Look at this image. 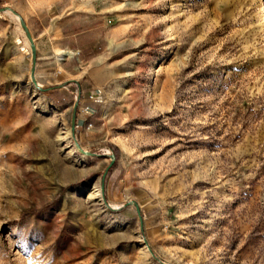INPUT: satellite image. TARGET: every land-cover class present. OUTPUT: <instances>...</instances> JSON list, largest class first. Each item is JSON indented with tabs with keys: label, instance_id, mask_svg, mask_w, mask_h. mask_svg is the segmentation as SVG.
I'll list each match as a JSON object with an SVG mask.
<instances>
[{
	"label": "rangeland",
	"instance_id": "obj_1",
	"mask_svg": "<svg viewBox=\"0 0 264 264\" xmlns=\"http://www.w3.org/2000/svg\"><path fill=\"white\" fill-rule=\"evenodd\" d=\"M0 264H264V0H0Z\"/></svg>",
	"mask_w": 264,
	"mask_h": 264
},
{
	"label": "water",
	"instance_id": "obj_2",
	"mask_svg": "<svg viewBox=\"0 0 264 264\" xmlns=\"http://www.w3.org/2000/svg\"><path fill=\"white\" fill-rule=\"evenodd\" d=\"M23 29L25 30L26 34H27V38L29 40L30 43V48H31V53H32V57H33V64H35V58H36V46L34 44V40L27 28V26L25 25V23H23ZM34 66V65H33ZM34 71V69H32V72ZM34 76V74H33ZM35 82V80H33ZM81 123V122H80ZM72 129H74V125H72ZM137 211L139 212V208L138 205L135 204Z\"/></svg>",
	"mask_w": 264,
	"mask_h": 264
},
{
	"label": "crops",
	"instance_id": "obj_3",
	"mask_svg": "<svg viewBox=\"0 0 264 264\" xmlns=\"http://www.w3.org/2000/svg\"><path fill=\"white\" fill-rule=\"evenodd\" d=\"M61 67H62L63 72H65L67 74H68L67 71H69V70L71 71V70H74L75 69V66H70L69 63H68V61H65L64 63H62L61 64ZM60 85H62V84H60ZM60 85H58V86H60Z\"/></svg>",
	"mask_w": 264,
	"mask_h": 264
},
{
	"label": "bare ground",
	"instance_id": "obj_4",
	"mask_svg": "<svg viewBox=\"0 0 264 264\" xmlns=\"http://www.w3.org/2000/svg\"><path fill=\"white\" fill-rule=\"evenodd\" d=\"M71 54V51H69V50H63V51H61L60 53H59V55H60V57H57L58 58V60H62L65 56H68V55H70ZM96 192V191H95ZM92 193V192H91ZM99 193V192H98ZM93 195H95V194H93ZM97 195V194H96ZM99 195V194H98Z\"/></svg>",
	"mask_w": 264,
	"mask_h": 264
}]
</instances>
